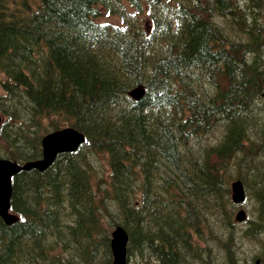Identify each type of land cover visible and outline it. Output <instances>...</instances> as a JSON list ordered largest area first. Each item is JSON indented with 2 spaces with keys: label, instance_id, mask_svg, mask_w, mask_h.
<instances>
[{
  "label": "trees",
  "instance_id": "1",
  "mask_svg": "<svg viewBox=\"0 0 264 264\" xmlns=\"http://www.w3.org/2000/svg\"><path fill=\"white\" fill-rule=\"evenodd\" d=\"M262 8L0 0V156L36 159L41 137L66 126L86 139L12 178L18 220L0 219V264H111L115 225L136 264H239L233 238L264 234ZM136 86L138 101L128 96ZM236 178L259 206L239 235Z\"/></svg>",
  "mask_w": 264,
  "mask_h": 264
},
{
  "label": "water",
  "instance_id": "2",
  "mask_svg": "<svg viewBox=\"0 0 264 264\" xmlns=\"http://www.w3.org/2000/svg\"><path fill=\"white\" fill-rule=\"evenodd\" d=\"M129 95L138 100L143 95V90L136 87L129 92ZM84 142V136L72 127L52 131L41 139L42 157L37 160L28 161L23 164L0 158V218L6 224H12L17 221V217L9 212L11 197V179L12 176L21 170L35 168L44 170L55 159L60 152L74 151ZM231 198L233 202L240 203L244 198V189L240 181L231 183ZM245 213L239 210L235 215L236 221H243ZM126 243L127 234L121 226H116L110 234V253L111 264H126ZM257 264V262H256Z\"/></svg>",
  "mask_w": 264,
  "mask_h": 264
},
{
  "label": "rangeland",
  "instance_id": "3",
  "mask_svg": "<svg viewBox=\"0 0 264 264\" xmlns=\"http://www.w3.org/2000/svg\"><path fill=\"white\" fill-rule=\"evenodd\" d=\"M102 18L103 17H101L100 19H102ZM229 19H231V17L221 16L219 18L220 24H222V22L225 23V21H227ZM221 28L224 29L225 33L230 34V31L226 30L227 25L221 26ZM0 93H1V91H0ZM260 101H261L260 105L264 106V98L263 99L260 98ZM257 118L261 122L264 120V109L262 110V112H259V114L257 115ZM257 130H258L257 131L258 134L256 136L254 133H252L254 135V138H255V140L253 142H257V138L260 135L259 134L260 130L259 129H257ZM261 136L264 137L263 134H261ZM220 143H221V138H218L217 140L210 141L209 146L218 145ZM251 143H246V145H250ZM228 173L231 175V177H233L237 173V169L232 167L229 169ZM246 195H248V194H246ZM256 202L257 201L255 200V198L253 196L248 195L247 201H245L242 206H237V207L232 208L233 217L239 209H242L249 220L255 219V217L256 216L258 217V215H259V214H257L259 206ZM212 228H213V231L222 233L225 239L228 237V234L230 232V231H225V229L221 231L217 225L212 226ZM246 228H247V222L236 225V227L233 228V230L236 229L235 234L239 235V233L242 234V232ZM237 231L239 233H237ZM233 241H235V248H234V250L236 251L235 256L238 258L239 264H254L255 260L258 258L261 260V263H259V264H264V234H262V236H260V237L256 236L255 238H248L246 236L240 235V238L239 237H237L235 239L233 238ZM128 264H136L134 257L129 256ZM150 264H153V263H150Z\"/></svg>",
  "mask_w": 264,
  "mask_h": 264
},
{
  "label": "bare ground",
  "instance_id": "4",
  "mask_svg": "<svg viewBox=\"0 0 264 264\" xmlns=\"http://www.w3.org/2000/svg\"><path fill=\"white\" fill-rule=\"evenodd\" d=\"M213 7V6H212ZM214 8V7H213ZM212 9V8H211ZM208 10V9H207ZM218 10V9H217ZM213 11V10H212ZM151 12V11H150ZM207 13V12H206ZM208 14V13H207ZM211 14V13H210ZM221 16H223V15H217V20H218V22H219V25H221L220 24V20H219V18L221 17ZM229 16V15H228ZM260 16H261V14H260ZM223 19V18H222ZM225 20V19H224ZM216 21V20H215ZM222 23H224V22H222ZM254 25V24H253ZM258 25V24H257ZM256 25V26H257ZM213 29V28H212ZM222 29V28H221ZM223 31H224V29H222ZM225 32V31H224ZM230 35V34H229ZM221 39H219V41H220ZM227 40V39H226ZM250 58V57H249ZM139 59V58H138ZM184 80V79H183ZM205 87V86H204ZM260 98H264V92H262L261 93V97ZM250 103V102H249ZM249 114V113H248ZM249 127V126H248ZM247 131V130H246ZM218 151H220V150H218ZM253 153H255L254 151H253ZM258 155V154H257ZM240 180V179H239ZM242 186H244L243 185V183H242ZM247 194V192H246V190H245V188H244V198H243V201H247V198H248V196L246 195ZM57 209V208H56ZM262 233V232H261ZM180 248V247H179ZM126 252H127V248H126ZM208 256V255H207ZM260 259L258 258V259H256L255 260V262H254V264H256V262H257V264H259V263H261V260L259 261Z\"/></svg>",
  "mask_w": 264,
  "mask_h": 264
}]
</instances>
